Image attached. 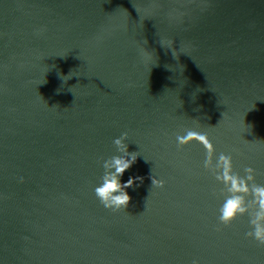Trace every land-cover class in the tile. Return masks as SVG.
Masks as SVG:
<instances>
[{
  "label": "water",
  "instance_id": "1",
  "mask_svg": "<svg viewBox=\"0 0 264 264\" xmlns=\"http://www.w3.org/2000/svg\"><path fill=\"white\" fill-rule=\"evenodd\" d=\"M184 128L264 183V0H0V264H264ZM124 132L142 180L112 211Z\"/></svg>",
  "mask_w": 264,
  "mask_h": 264
},
{
  "label": "clouds",
  "instance_id": "2",
  "mask_svg": "<svg viewBox=\"0 0 264 264\" xmlns=\"http://www.w3.org/2000/svg\"><path fill=\"white\" fill-rule=\"evenodd\" d=\"M71 76L70 72L64 77L68 80ZM249 128L245 125L244 132ZM182 132L183 134L180 132L176 134L177 147L180 148L192 138L201 142L205 149L202 167L220 186L218 191L213 192V195L221 201L217 208L218 224L227 227L238 217L247 216L250 230L245 232V237L254 240L258 246L264 247V183L256 182V170L251 166H245L241 175L233 168L231 154L224 152L215 154L214 146L207 133L196 131L194 128H184ZM127 136L128 134L124 132L113 140L118 154L103 161V173L93 189L100 204L112 211H119L128 206L130 196L127 189L133 186L134 181L142 180L139 176H129L123 182L121 180L125 170L136 161L139 155L138 152L128 151L125 143ZM151 183L152 187L164 185L163 180L154 176L151 178ZM191 264H200V261L193 258Z\"/></svg>",
  "mask_w": 264,
  "mask_h": 264
}]
</instances>
